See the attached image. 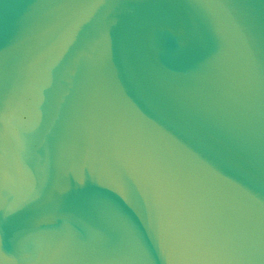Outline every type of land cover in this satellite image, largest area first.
I'll list each match as a JSON object with an SVG mask.
<instances>
[{"label":"water","instance_id":"obj_1","mask_svg":"<svg viewBox=\"0 0 264 264\" xmlns=\"http://www.w3.org/2000/svg\"><path fill=\"white\" fill-rule=\"evenodd\" d=\"M0 264H264V0H0Z\"/></svg>","mask_w":264,"mask_h":264}]
</instances>
